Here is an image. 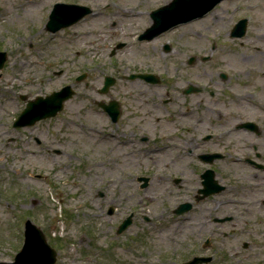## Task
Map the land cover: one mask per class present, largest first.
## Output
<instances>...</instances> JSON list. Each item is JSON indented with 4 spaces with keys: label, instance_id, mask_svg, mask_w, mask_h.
<instances>
[{
    "label": "rangeland",
    "instance_id": "rangeland-1",
    "mask_svg": "<svg viewBox=\"0 0 264 264\" xmlns=\"http://www.w3.org/2000/svg\"><path fill=\"white\" fill-rule=\"evenodd\" d=\"M170 1L0 0V51L7 53L0 69V261L14 260L29 219L57 251L56 264H182L197 255L213 256L211 264H264V191L252 179L251 167L240 153L212 164L183 153L164 127L171 104H162L174 71L192 56L195 80L207 67L245 68L250 56L264 57V0H224L203 19L154 42L137 41L151 26L152 12ZM56 2L85 4L95 13L52 34L45 24ZM128 9H145V20L125 18ZM246 17L244 38L218 35ZM165 40H175L177 50L162 58ZM213 40L217 51L211 58ZM120 42L127 46L117 49ZM147 70L160 72L163 85L148 87L124 77ZM105 76L116 82L103 93ZM67 85L73 96L56 117L13 127L29 100ZM112 100L125 108L116 124L99 107ZM6 101L10 108L3 106ZM137 101L140 116L133 117ZM128 122L138 128L136 137L127 134ZM143 134L149 138L145 142L138 139ZM249 139H227L214 147H248ZM164 145L170 152L159 154ZM208 169L227 189L197 202L201 174ZM142 176L150 178L146 188L138 180ZM185 202L193 210L175 215ZM131 214L133 224L118 234ZM225 217L230 221L213 222Z\"/></svg>",
    "mask_w": 264,
    "mask_h": 264
},
{
    "label": "flooded vegetation",
    "instance_id": "flooded-vegetation-1",
    "mask_svg": "<svg viewBox=\"0 0 264 264\" xmlns=\"http://www.w3.org/2000/svg\"><path fill=\"white\" fill-rule=\"evenodd\" d=\"M232 28L233 25L228 32L218 35L233 39L231 37ZM171 32L172 30L143 41L139 40L140 32L137 40L142 44L151 43ZM217 41H212L213 51H217ZM176 44L175 40H165L160 45V56L170 57L177 50ZM193 58L192 56L187 59L185 66L174 71L170 79V92L162 102V104H171L172 107L169 119L164 122L170 142H174L175 147L183 153L196 156L198 159L204 155L219 154L221 157L218 160H224L228 156L240 153L251 167L252 179L257 181V186H261V190L264 191V57L250 56L249 64H242L245 68H241V65L232 66V69L207 67L198 74L199 80L193 77ZM209 59L206 60L204 56L202 58L203 62ZM141 74H153L157 77V84L139 80L148 87L163 85V77L156 70L132 71L124 77L127 79L128 76ZM140 107L141 104L137 101V106H135L137 110L133 117L140 116ZM124 111L121 112V116ZM109 120L111 124L119 122L118 120L114 123L111 118ZM156 120L158 122L155 123V128L160 118ZM126 126L128 127L127 134L136 137L139 133L138 128L134 129L129 122ZM243 136L250 138L248 147L233 144L230 149L223 151L214 147L215 144L223 143L227 139L237 143ZM221 138L225 140H220ZM138 139L145 142L149 138L143 134ZM37 143L40 144L38 141ZM223 186L224 189L220 193L227 189L225 185ZM199 196L202 195L198 192L197 202ZM193 208L194 205L191 203V209ZM214 219L213 222L216 224H224ZM207 240L210 241L209 238Z\"/></svg>",
    "mask_w": 264,
    "mask_h": 264
},
{
    "label": "water",
    "instance_id": "water-1",
    "mask_svg": "<svg viewBox=\"0 0 264 264\" xmlns=\"http://www.w3.org/2000/svg\"><path fill=\"white\" fill-rule=\"evenodd\" d=\"M221 1L222 0H173L169 5L164 6L153 13L155 23L153 27L149 29V37L152 38L153 36L181 23H187L201 18ZM88 13H90L88 7L58 3L54 6V9L50 14L47 29L51 32H56L61 28L77 23ZM246 30L247 19H242L236 24L232 35L233 37H243L246 34ZM6 60L7 54L5 52H0V69L4 67ZM141 77L148 81H155L150 75H144ZM113 83V79L107 78L104 91H106ZM72 94L73 92L68 86L59 92H54L46 98L39 97L37 100L30 102L15 122V126L32 125L38 120L54 117L63 109L64 102L71 98ZM103 107L110 115H112L114 121L118 120L120 111L119 105L116 102H111L110 105H103ZM213 157L204 159L211 162L213 161ZM203 177L205 179L203 183L205 188L200 190V193L204 194L201 199L213 193L220 192L223 189L216 181H214L213 172L207 171ZM140 180L145 181L143 187H146L149 179L140 178ZM190 209L191 204L186 203L182 204L175 212L183 213ZM110 213H113L112 209H110ZM131 223L132 216L126 219L120 226L119 234L125 231ZM56 260L57 253L48 245L44 234L30 222H27L26 242L22 251L17 255L16 262L13 264H55ZM211 260V257H195L187 264H204L209 263Z\"/></svg>",
    "mask_w": 264,
    "mask_h": 264
},
{
    "label": "bare ground",
    "instance_id": "bare-ground-1",
    "mask_svg": "<svg viewBox=\"0 0 264 264\" xmlns=\"http://www.w3.org/2000/svg\"><path fill=\"white\" fill-rule=\"evenodd\" d=\"M125 12H127V13H130V14H133L134 13V11H132V10H128V11H125ZM138 15V14H137ZM141 19H142V21H144L145 19H144V17L142 16V17H140ZM94 98H97V97H94ZM3 106L4 107H7V108H10L11 107V103H10V101H6L5 103H3ZM74 106H80V105H78V104H74ZM90 131H93V129H90ZM127 144V142L126 143H124V145H126ZM118 146V144L116 143L115 144V148ZM118 150H120L121 149V147L119 146V148H117ZM170 152V146H164L163 148H162V153L161 154H168ZM165 158L164 157H162L161 158V160L163 161ZM146 198H149V197H147L146 196ZM150 200V199H149ZM151 201V200H150Z\"/></svg>",
    "mask_w": 264,
    "mask_h": 264
}]
</instances>
